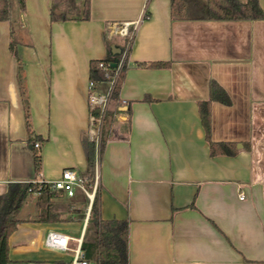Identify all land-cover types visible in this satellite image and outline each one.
<instances>
[{
    "label": "crops",
    "instance_id": "0c3cea01",
    "mask_svg": "<svg viewBox=\"0 0 264 264\" xmlns=\"http://www.w3.org/2000/svg\"><path fill=\"white\" fill-rule=\"evenodd\" d=\"M125 26L134 35L96 171L101 216L129 222L128 264H264V17L209 19L206 0H183L177 13L171 0H90L89 17L84 0H12L0 20V197L11 181L86 171L90 62L120 53ZM211 79L231 102H212L210 138L234 154L210 153L198 101ZM61 197L79 205L56 210ZM90 208L81 190L28 196L8 264L70 263L73 250L44 237L59 230L74 248Z\"/></svg>",
    "mask_w": 264,
    "mask_h": 264
},
{
    "label": "trees",
    "instance_id": "16d2710c",
    "mask_svg": "<svg viewBox=\"0 0 264 264\" xmlns=\"http://www.w3.org/2000/svg\"><path fill=\"white\" fill-rule=\"evenodd\" d=\"M207 1V18L209 19H256L263 18L264 12L259 0H247L240 2L239 0H206ZM19 7L24 9L25 0H18ZM183 8V0H171V11L177 13ZM90 0H84L85 17H89ZM12 16V0H0V20H9ZM148 16L147 12L144 15ZM52 20L65 19L67 15L64 12H51ZM132 40H130L129 51L131 49ZM128 41V40H127ZM11 50L16 52V44L14 41L10 43ZM120 58V53L109 54L101 59H93L90 62V80L102 79L103 69L99 66L101 61H107L115 66ZM128 59V58H127ZM127 60L122 66L119 79L115 85L113 97L119 98L121 85L125 77L127 69ZM151 65L164 66L168 62H153ZM21 92L24 96L25 85L24 79L19 75ZM210 94L208 99L198 101V109L202 125L205 130L206 138L210 142V153L212 155L218 153L234 154L236 148L232 143L214 142L210 138L211 134V104L213 101H219L229 104L230 97L226 90L214 79L210 80ZM24 99V98H23ZM28 119V105L24 100ZM97 109L93 112L97 113ZM110 109L105 117L103 133L101 137V146L98 155H96L95 141L90 139L87 148V169L82 175H87L91 180L96 174V163L102 155L108 132L111 125ZM30 130V123H27ZM37 137H32L30 142L34 146ZM98 157V158H97ZM35 163L37 169L40 164V156L35 150ZM51 187L45 185L39 187L34 181H11L8 190L0 197V264H8L11 261L9 257V237L17 229L21 222L19 211L31 194L37 191L48 190ZM48 197H51L49 193ZM50 205V202H49ZM47 220H53L52 214ZM55 220V219H54ZM128 233L129 222L127 219L111 218L105 219L101 216L100 198L96 191L91 203L88 224L81 241V249L83 256L90 260L93 264H128Z\"/></svg>",
    "mask_w": 264,
    "mask_h": 264
},
{
    "label": "built area",
    "instance_id": "2783aa9c",
    "mask_svg": "<svg viewBox=\"0 0 264 264\" xmlns=\"http://www.w3.org/2000/svg\"><path fill=\"white\" fill-rule=\"evenodd\" d=\"M122 33L127 35L128 41L120 51L118 63L113 66L107 61H101L99 66L103 69V78L91 79L88 83L87 101L90 109L88 131L90 138L95 141L96 155H98L100 151L105 117L108 113V110L110 109L111 102L115 99L113 97V92L119 79L122 66L128 58L130 52L129 43L130 40L133 39L134 30H127V27L125 26L122 29ZM103 82L106 84V88L101 90L99 89V84ZM94 109L98 110L97 113L93 112ZM39 145V142H35L36 147ZM34 182L37 183L39 187L49 185L53 189L63 191L68 196H74L77 193V190H81L86 194L91 203L96 191H98L99 188V177L97 171L94 179L91 180L87 175H82L74 168L63 169L61 176L51 182L42 179L35 180ZM239 197L244 199V193L240 192ZM70 240L71 237L68 234H65L59 230H50L44 237V245L48 248L58 250L72 249L73 258L68 264H93L90 260L83 256V251L81 249V239L77 241V245L74 248L70 247ZM32 264L42 263L33 262Z\"/></svg>",
    "mask_w": 264,
    "mask_h": 264
},
{
    "label": "rangeland",
    "instance_id": "374dc122",
    "mask_svg": "<svg viewBox=\"0 0 264 264\" xmlns=\"http://www.w3.org/2000/svg\"><path fill=\"white\" fill-rule=\"evenodd\" d=\"M75 200L76 199H74V198L73 199H67V198L61 197V199L59 198L58 200H56V203L54 205V209H56V210H58V209L64 210V209H68V208L74 209L75 207H77L79 205ZM72 242L76 243V241H71V243Z\"/></svg>",
    "mask_w": 264,
    "mask_h": 264
},
{
    "label": "water",
    "instance_id": "95a60500",
    "mask_svg": "<svg viewBox=\"0 0 264 264\" xmlns=\"http://www.w3.org/2000/svg\"><path fill=\"white\" fill-rule=\"evenodd\" d=\"M114 49H116L115 51H119L120 50V48H118V47H114Z\"/></svg>",
    "mask_w": 264,
    "mask_h": 264
}]
</instances>
